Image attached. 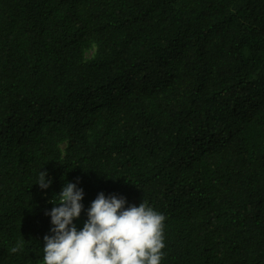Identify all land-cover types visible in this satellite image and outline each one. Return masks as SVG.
Masks as SVG:
<instances>
[{"label": "trees", "instance_id": "16d2710c", "mask_svg": "<svg viewBox=\"0 0 264 264\" xmlns=\"http://www.w3.org/2000/svg\"><path fill=\"white\" fill-rule=\"evenodd\" d=\"M68 182L78 231L115 195L161 264H264V0H0V264H42Z\"/></svg>", "mask_w": 264, "mask_h": 264}, {"label": "clouds", "instance_id": "9594fccd", "mask_svg": "<svg viewBox=\"0 0 264 264\" xmlns=\"http://www.w3.org/2000/svg\"><path fill=\"white\" fill-rule=\"evenodd\" d=\"M47 173L40 171L35 183L41 190L51 185ZM49 201L51 236L43 238L42 264H161L164 253V215L146 202L125 208L123 197H105L99 193L92 201L81 230L73 221L81 211L83 190L65 183ZM21 245L11 248L12 253Z\"/></svg>", "mask_w": 264, "mask_h": 264}]
</instances>
